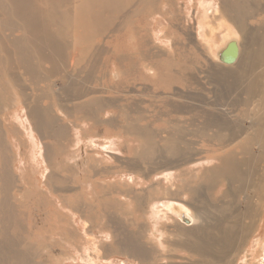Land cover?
Returning a JSON list of instances; mask_svg holds the SVG:
<instances>
[{
    "label": "bare ground",
    "instance_id": "bare-ground-1",
    "mask_svg": "<svg viewBox=\"0 0 264 264\" xmlns=\"http://www.w3.org/2000/svg\"><path fill=\"white\" fill-rule=\"evenodd\" d=\"M116 1L0 0V72L5 73L7 80L14 86L19 85L14 74L15 72L19 74L20 71L30 82L29 86L36 84L35 81L38 78H41L40 81H42L44 75L47 77L59 74L63 66L61 63L70 47L69 43L73 44V42H75L73 45L76 47V52L70 54V61H74L76 58L79 64L94 49L92 47L93 39L92 36H75L74 40L70 41L67 37L68 14L73 9L76 12V19L80 22V27H91L100 32L101 26L103 27L105 23H103L102 19L104 18L99 12H109ZM203 1H201V4H204ZM248 1L235 0L229 3L225 1L221 4V10L219 9L220 7H213L211 11H208V6L205 3L199 18L203 20L211 16L217 17L221 27L224 25L228 28V34L233 32L232 26L243 31L242 29L247 28L245 26L247 18L245 11L247 6H249ZM95 7H98V9H95ZM70 17L72 16L70 15ZM76 23L75 26L78 25ZM253 32L250 33V36L254 35L249 38L246 37L249 33L245 31L246 34H244L246 36H243L244 40L242 41H239L238 36L228 38L229 36L227 37L226 33L225 37L227 38L220 48L234 38L239 49L238 56L233 62H223L215 54V62L219 67L218 69L214 68L213 71L209 69L210 71L208 70L206 73L207 78H209V84L214 82L219 90L217 101L229 105L232 111L239 107L247 108L248 112H245V110L241 111L246 115L250 124L245 127L231 124L232 122L228 121V114L224 110L221 109L222 112L218 116H214L212 111L204 109L198 112L202 120L200 126H196L197 128L191 133V136L194 137V142L191 141V146L185 142V137L183 136L185 132H173L162 139V146L166 147L161 150L160 145L154 142L155 134L153 131L154 135L150 133L149 129L145 128L147 126L144 127L143 125V127H140L138 123L134 122L138 126L133 124L134 128L129 131L128 135L133 138V141L137 142V146L134 147L135 150L130 148L135 153L133 158L125 159L127 161H124V168H127L125 171H128V173H123L131 175L130 177L129 175L125 176V180H120L118 184L114 181L115 183L112 184L115 186H111V183L105 181V179H95V176L94 178L91 177V172L98 174V172H102L103 165H111L116 155L109 154L107 150L119 152L122 149V147L120 149V146L124 147V144L120 145L118 149L114 145L116 143L120 144V142L115 141L116 143L112 146H105L102 147V149L104 148L103 150H99L100 146L98 145V139H96L100 136L99 134L98 136H87V134L80 133L81 130L87 133L91 124L89 121H82L78 131L75 125L71 127V133H69L70 135L68 134L70 137L69 143H66L65 148L62 147L66 150L64 152L65 159L63 163L58 159V162L56 160L51 166L53 171L50 170L48 175L47 191L41 188L37 190L36 185V188L32 187L30 182L21 181V183H18L19 180L18 182L15 180L11 164V160L13 161L15 157L14 160H16L17 156L12 155V152H14L13 143L7 140L6 127L3 122L7 120L8 116L3 118L0 111V264L43 263V261H36V257L37 255L39 256L40 252L37 249V245H34L33 242L25 241L22 237L23 229L18 223L17 214L12 204L16 197L14 191L15 193L21 192V196H18L19 199L30 200L37 198L36 200H47L52 205L59 207L60 215L64 218L63 227L59 229V233L53 234L59 236V238L53 239V235H49L48 239L55 241L54 243L59 240L60 242L58 243L64 248L62 249L61 257L53 258L54 262H50L51 264H62L64 259L69 258L75 260L77 259L76 254L81 257L80 259L85 260L86 264L88 262L105 264L107 262L102 263L100 260L103 257L104 259L107 258L104 254H111L112 250L117 254H127L145 264H235L238 254L243 252L242 242L244 238L255 230V215L258 212H256V209L260 202L258 204L257 202H252L251 205L247 203L243 210H239L234 207V197L239 195V188L243 185L245 187L246 183L250 189L257 193L260 187L263 188L261 183L264 180L262 178L264 173V34L260 35L259 32ZM206 48L207 50L209 49L208 46ZM206 57H208V54ZM45 63L50 66L45 68L43 65ZM79 68L81 69L82 67ZM80 69L79 72H81ZM63 76L65 80L72 81L67 73ZM153 76H156L155 72ZM7 80L5 79V81ZM74 85L72 86L71 82H69L63 88L66 97L64 100L71 102L81 98L80 95L75 94L77 90ZM20 92H22L21 89ZM71 93L73 95H70ZM22 95L23 104L26 108L28 128L39 133L41 137L51 136L57 130L55 118L59 115L57 116L56 113L58 114L61 110L62 112H67L64 111L65 106L63 103L58 104L59 108L55 106L53 107L55 109L51 110V108L47 107V104L44 106L41 103L40 105L41 97L39 94L36 95L35 93L34 96H30L26 95L23 90ZM243 95L245 96L242 97ZM97 102L98 98L91 97L73 107L84 108ZM216 102L208 101L206 105L219 110ZM61 106H64V109ZM14 113L13 109L12 112L8 111L10 119L14 117ZM8 122H10L9 119ZM88 123L89 125H87ZM32 135L34 134H31V139L27 137V139L31 140L32 151L30 155L26 154L28 155L25 160L27 163L23 164V169H25V166H29V163H32V166L38 162L36 160V152L45 159L44 148L36 149L37 141ZM109 136L101 137H105L106 140H112L113 138ZM117 137L119 138V136ZM110 140L109 142L113 141ZM125 141L127 143L126 147H128V141ZM199 142H201L203 149L195 146ZM251 145H256L260 148L257 155L252 156L248 152V148ZM238 148L239 150H237ZM60 150L56 151L60 152ZM203 152L211 155L199 157L203 160L202 162L210 163L214 159L219 162L215 167L208 166L204 174H210L213 178L216 175L224 177L228 187L224 190L223 195L229 199L222 201L216 206L209 205L206 202L204 194L210 189L211 185L209 179L207 182L205 181L206 183L202 181L206 177L205 175L203 178L201 177V182H198L204 183L203 185L192 186L189 183L180 184L177 181L178 174L176 169L182 165L200 160L195 157ZM244 153L248 155L247 158L244 157ZM235 154H242L243 159H239ZM12 156H14L13 159ZM250 160L251 164L254 165L248 163ZM249 165L251 167H248ZM109 167L112 168V166ZM257 167H259V170H257ZM28 169L32 173L35 171L29 167ZM36 170L38 171V167ZM258 174H261V178ZM183 180L185 182L184 178ZM137 188H140V190H136ZM82 190H85L91 196L96 195L97 199L95 200L98 202L103 198L108 206H112L111 208L116 210L114 214L108 213L103 216L104 221L106 219L103 225L109 227V229H101L94 235L91 233L92 223L86 218V213L84 214L80 211L79 205L76 206L78 201H73L70 199L72 196L68 195H77L76 192ZM155 193L160 196H154ZM174 200L181 205L174 206ZM139 211L142 212L137 215ZM129 214L136 218L143 217L148 221L149 225L147 226L148 223L143 224L141 222L136 230H128L130 233L133 232L132 234L126 233L124 227L127 224L133 225L132 223L135 221V219L131 220L130 217L126 220L123 218H126ZM182 216H187L189 222H184ZM245 218H248L249 221L244 222L243 219L245 220ZM77 220H80L83 224L84 230L80 232L78 239L75 238L76 232L73 231L72 240H65L63 233L79 230ZM29 228H32V226ZM62 243L66 245H62ZM44 246L40 250L42 253L44 251L48 253L51 246L49 245V248H47L48 245L45 248ZM260 248V255H264V245L260 246ZM71 249L74 252V257L69 253ZM85 250L87 253L84 252ZM253 252V249H246L244 251L246 258L240 264H248L249 260L253 259ZM174 258L179 259V261L174 260ZM261 259L264 261V256Z\"/></svg>",
    "mask_w": 264,
    "mask_h": 264
},
{
    "label": "rangeland",
    "instance_id": "rangeland-1",
    "mask_svg": "<svg viewBox=\"0 0 264 264\" xmlns=\"http://www.w3.org/2000/svg\"><path fill=\"white\" fill-rule=\"evenodd\" d=\"M120 1L117 0L109 12H99L102 18H104L102 19L103 23H105L103 27L101 26L100 32L91 27H80V22L76 19V12L73 9L68 14V39L73 41L75 36H92L93 39L92 47L95 50L93 49L89 52L79 64L76 58L74 61H70V54L76 52V47L73 45L75 42H73V44L69 43L70 47L67 50L66 57L61 63L63 66L59 74H53L47 77L44 75L42 81H40L41 78L35 81L36 84L29 86L30 82H28L26 76L20 71L19 74L17 72L14 74L19 84L18 86H14L7 80L6 74L0 72V111L3 118H7L6 116H8L7 120L3 122L6 127L5 130L7 131H5L7 140L13 143L14 152H12V155L17 156L16 160H14L16 157L13 159L14 156H12L15 164L12 160L11 164L15 180L17 182L19 180L18 183H21V181L30 182L32 187L36 185L37 188H35L37 190L41 188L47 191L48 175L50 170L53 171L51 166L56 160L58 162V159L63 163L65 159L64 152L66 151L63 148L66 147V143H69L71 127L75 125L78 131L82 121H89L91 124L87 133L81 130V134H87V136L100 135L96 138L100 146L99 150H103L104 148L102 149V147L105 146H112L116 143L115 141L120 142V144L116 143L117 145H114L118 149L120 145L124 144V147L120 146V149L121 147L122 149L119 152L107 150L109 154L116 155L111 165H103L102 172H98V174L96 172H91V177L94 178L95 176V179H105V181L111 183V186H115L112 183L116 182L118 184L120 180H125V176L129 175L130 177L131 175L123 173H128V171H125L127 168H124V161L133 158L135 153L134 147L137 146V142L133 141V138L128 135L129 131L134 128L133 124L135 123H138L140 127H143V125L144 127L147 126L145 128L149 129L150 133L153 131L156 136H154V142L160 145L162 148L161 150H164L166 147L162 146V139L167 134L173 132H185L183 135L185 137V142L191 146V141L194 139L191 133L197 128L196 126H200L202 120L198 112L204 109L212 111L214 116H218L222 112L221 109L224 110L228 114L227 118L229 122H232L231 124H238L241 127L250 124L246 115L241 111L245 110V112H248L247 108L239 107L232 111L229 105L217 101V93L219 90L214 82L209 84V78H207L206 73L209 69L212 71L214 68L218 69L219 66L215 62V54L228 36V38L238 36L239 41H242L246 33H249L247 36L245 35L246 37L250 38L253 36L254 34L250 36V33L253 32L254 29L256 32H259L260 35L264 34V0L248 1L249 6H247L245 11V15L247 16L245 26L248 31L246 29H242L243 31H241L239 28L232 26L233 32L229 34L228 28L224 25L221 27V23L217 21V17L211 16L203 20L199 17L201 16V11L205 3L208 6V11H211L213 7H220L219 9L221 10V4L223 2L226 1V3H229L235 0H204L205 2L203 0ZM201 1H203L204 4H201ZM95 9H98V7H95ZM70 15L72 17H70ZM70 23L72 24L70 25ZM75 23L79 26H75ZM226 33L227 37H225ZM259 33L257 34L259 35ZM15 35H17V33H15ZM206 46L209 47L208 50ZM207 54L208 57H206ZM43 65L45 68L50 66L48 63ZM79 67L82 68L80 69ZM79 69L81 72H79ZM154 72L156 76H153ZM66 73L72 81L65 80L63 75ZM5 79L7 81H5ZM69 82H71L72 86L75 83L74 87L76 86L77 90L75 94L81 96V98L71 102L64 100L66 97L63 88H65ZM32 88H34V90H32ZM20 89L22 92H20ZM23 90L26 95L34 96L35 93L36 95L39 94L41 97L40 105L41 103L44 106L47 104V107L51 108V110H54L55 108L53 107L55 106L59 108L58 104L60 103H63L65 106L64 111L67 112H62L61 110L58 114L56 113L60 118L59 116L55 118L57 130L53 132L51 136H46L45 138L41 137L39 133L34 130L31 131L28 128L26 122V108L22 100ZM215 90H217V92H215ZM70 95H73V93ZM244 96L245 95L242 97ZM91 97L98 98V102L92 103L84 108L73 107L74 105L77 106L79 103H83ZM208 101L212 103L217 101L216 105L219 107V110L206 105ZM216 105L215 107H217ZM64 106L61 107L64 109ZM11 108L15 112L12 119H10L8 114V111L12 112ZM8 119L10 122H8ZM89 123L87 125H89ZM8 134L11 135L9 136ZM31 134H34L32 137L37 141H35L37 143L36 149L39 150V148H44L45 159L36 152L38 155H36V160H38V162L32 166V163H29V166L27 165L25 169H23V164L27 163L25 160L32 151L30 145L31 140H29L31 139ZM105 135H110L109 137L113 138V141L101 137ZM117 136H119V138ZM27 137H29V139H27ZM109 140L112 142H109ZM125 140L128 141V147H126L127 143ZM45 146H47V148H45ZM195 146L203 149L201 142ZM57 148L61 149L60 152L56 151L58 150ZM130 148L134 150L131 149V151ZM248 149V152L252 156L257 155L260 151V148L256 145H251ZM237 150H239V148ZM244 154V157L247 158L248 155L246 153ZM209 155L211 154L203 152L195 158L200 159L201 157ZM235 156L239 157V159H243L242 154H235ZM202 161L203 160L200 159L178 167L176 169V173L178 174L177 181H179L180 184L189 183L194 186L203 185V182H207L209 179L211 186L204 194L206 202L209 205H219L222 201L229 199L223 195L224 190L228 188L225 178L220 175H216L217 178H213L210 174H204L208 166L215 167L219 162H217V159L212 160L213 162L210 161V163H204ZM248 163L251 164V160ZM203 164L207 165L205 166ZM108 165L112 166V168ZM251 165L248 167H251ZM28 167L32 170L34 169L36 172L34 171L32 173ZM37 167L38 171L36 170ZM243 168L245 167L243 166ZM257 170H259V167H257ZM20 175L23 176V179ZM204 175L206 176L205 178H203ZM208 175H210V177H208ZM258 175L261 178V174ZM201 177L204 180H202ZM262 178H264V173L262 174ZM201 180L203 184L198 183L201 182ZM245 185V187L243 185L239 188V195L234 197V207L243 210L247 206V203L251 205L252 202H257V204L260 202V205H257L256 209V212L258 211L259 213L257 212L255 215V224L257 223L256 225L254 224L255 230L253 229L254 231L244 238L242 242L243 252L238 254V260L236 259L237 262L235 261V264L243 263L246 258L244 254L246 249L254 250L252 254L253 259L249 260V263L261 264L263 262L261 258L264 256L260 255V246L264 245V180L261 183L263 188L260 187L257 193L250 189L247 183ZM114 189H116V187H114ZM136 190H140V188ZM79 192H76L77 195H68L72 196L70 199L73 201H78L76 206L79 205L78 207L81 209L79 210L84 214L86 213V218L92 223L91 233L94 235L101 229H109V227L103 225L106 221V219L104 221L103 216L108 213L114 214L116 210L111 208L112 206H108L103 198H101L102 201L100 200L98 202L95 200L97 199L96 195L91 196L86 193L85 190ZM20 194L21 192L18 191L15 193L14 191L16 197L14 201H12V204L17 214L18 223L22 226L21 229H23V231L21 230L22 237L25 241L33 242L34 245H37V249L41 253L39 252V256L37 255L36 261H43L42 264H51L54 262L53 258L61 257L64 247L58 243L60 242L59 240L56 243H54L55 241L53 240L50 241L48 236L60 232L59 229L63 227L62 222H64V218L60 215L61 213L58 206L52 205L47 200H36L37 198L22 200V198H18V196H21ZM154 196L159 197L160 195L155 193ZM90 197L92 198L90 199ZM174 201V206H178V204L179 206L181 205L178 201ZM142 211L137 212V215ZM128 217H130L131 220L135 219L134 223H132L133 225L127 224L124 227L125 232L128 234L133 233L128 232V230H136L141 222H143V224L148 223L143 217L136 218L132 217L131 214L123 218L126 220ZM77 221L79 223V230L76 229L63 233L65 240H72L73 231L76 232L75 238H79L80 232L84 230V227L80 220ZM243 221L248 222L249 219L245 218ZM148 225L149 223L147 226ZM30 226H32V228H29ZM39 235L41 237L43 236V238ZM52 237L53 239L59 238L57 235H53ZM44 245H48L47 248H49V245L51 246L49 250L50 253L46 251L47 255H45L46 253L44 250V253L41 251ZM62 245L66 244L62 243ZM84 252H86V250ZM69 253L74 257L72 249ZM112 253L104 254L107 258L104 259L103 257L100 261L102 263L107 262L105 264H145L127 254H117L113 250ZM178 254L180 253L178 252ZM76 255L77 259L75 260L72 258H63L64 261H62L63 259L61 260L62 264H86L85 260L80 259L81 257L78 256V254ZM174 260L179 261V259L175 258ZM87 264L92 263L88 262Z\"/></svg>",
    "mask_w": 264,
    "mask_h": 264
},
{
    "label": "water",
    "instance_id": "water-1",
    "mask_svg": "<svg viewBox=\"0 0 264 264\" xmlns=\"http://www.w3.org/2000/svg\"><path fill=\"white\" fill-rule=\"evenodd\" d=\"M238 52L239 49L237 42L234 38H232L217 51L216 55L217 58L223 62H233L236 60ZM182 220L186 223L189 222V218L187 216H182ZM261 264H264V261Z\"/></svg>",
    "mask_w": 264,
    "mask_h": 264
}]
</instances>
